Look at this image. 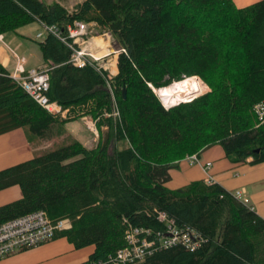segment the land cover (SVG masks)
Listing matches in <instances>:
<instances>
[{
	"label": "trees",
	"instance_id": "16d2710c",
	"mask_svg": "<svg viewBox=\"0 0 264 264\" xmlns=\"http://www.w3.org/2000/svg\"><path fill=\"white\" fill-rule=\"evenodd\" d=\"M233 4L83 0L69 14L57 3L0 0V36L39 23L66 39L47 33L38 47L50 70L48 100L77 113L63 120L48 114L0 64V135L23 128L33 140L52 143L81 115L97 120L99 130L90 149L71 140L0 171V191L18 186L22 194L1 206L0 226L37 211L53 224L69 219L71 228L55 238L75 249L93 246L89 261L113 264L129 228L159 240L170 220L200 238L199 247L160 248L156 241L150 255L127 264H264V219L250 206L215 182L166 186L179 162L215 145L234 165L264 163V123L253 112L264 101V1ZM74 22L95 24L121 46L115 77L96 63L70 64L67 30ZM186 78L201 95L165 109L151 88Z\"/></svg>",
	"mask_w": 264,
	"mask_h": 264
},
{
	"label": "crops",
	"instance_id": "0c3cea01",
	"mask_svg": "<svg viewBox=\"0 0 264 264\" xmlns=\"http://www.w3.org/2000/svg\"><path fill=\"white\" fill-rule=\"evenodd\" d=\"M237 9H244L260 3L264 0H231ZM80 1L78 4H81ZM60 6L66 8L64 5ZM14 35V34H13ZM0 43V64L12 76L14 74L17 58L24 57L26 62L24 65L25 71L39 69L45 67L43 65L41 55L27 47L23 42L4 35ZM6 38V39H5ZM8 40L12 43L19 53L8 48L4 43ZM109 42V45L113 44ZM109 48H113V47ZM14 54H13V53ZM110 58L116 59L118 55H112ZM114 62V64H116ZM113 65L111 76H115L116 66ZM115 67V68H114ZM113 72V73H112ZM74 120V119H72ZM71 120V121H72ZM82 127L85 129L77 130L71 128L69 140L78 141L87 148L95 146L97 139L90 130L85 126L82 118H78ZM70 122V121H69ZM67 124V123H66ZM66 126V125H65ZM64 126V128H65ZM104 131L103 127L100 129ZM99 134V133H98ZM42 142L33 140L29 137L25 129H15L0 135V171L13 166L25 163L36 156V146L39 148ZM43 144V143H42ZM220 145H215L204 150L199 154L200 160L203 163L210 162L212 165L206 173L201 166H189L185 161L178 164L177 169L170 171V182L166 186L170 189H178L193 181L205 180L206 174L210 175L213 182L221 185L225 190L231 193L241 192V201L246 203L248 207L264 219V163L258 165H250L247 163L233 164L229 159L225 158L224 151ZM18 186L9 187L0 191V208L1 206L14 203L21 199L22 194ZM94 252L93 246L75 249L74 246L66 240V238H55L40 246L16 252L0 259V264H81L89 260L90 255Z\"/></svg>",
	"mask_w": 264,
	"mask_h": 264
},
{
	"label": "built area",
	"instance_id": "2783aa9c",
	"mask_svg": "<svg viewBox=\"0 0 264 264\" xmlns=\"http://www.w3.org/2000/svg\"><path fill=\"white\" fill-rule=\"evenodd\" d=\"M94 24H83L80 22H74L73 25L67 30L68 40L70 41L69 48L72 50V56L70 59V64L73 68H84L86 65L91 63H96L98 65L97 69L99 71H108L107 67L103 64L104 58H108L110 54H107L106 57H98L97 55L100 52L97 50H92L89 47V40L93 36H97L95 33ZM44 30L51 35H54L56 38H60L62 42L65 43L66 39H62L60 33L54 28H46ZM4 37L0 36V43ZM38 38H41V35H38ZM102 41L104 39H109L108 34L98 35ZM123 51L120 50L119 53ZM13 53V52H12ZM14 54V53H13ZM17 65L14 71V74L10 76V79L20 87L25 93H27L40 107L45 109L48 114L53 115L58 118H67L70 116L69 109L62 108L56 102H51L48 100L47 92L49 87V73L46 67H41L39 69H34L30 71H25V58L16 57ZM110 78V77H109ZM156 95L159 96V91L152 88ZM162 101V96H159ZM195 96L189 97L187 99H182L177 101L175 104H171L169 107L162 104L164 107L170 108L172 106L180 105V103L188 102L194 99ZM253 112L258 119L259 123H264V101L259 102L253 108ZM116 114H118L116 112ZM85 126L88 130L92 132L95 138L98 137L97 129L94 122L89 121L87 117H83ZM189 166H201L208 173L211 163H203L200 160L198 154H193L187 156L183 159ZM209 174V173H208ZM206 174L205 182H213L210 175ZM235 198L241 199V192H236L234 194ZM159 219L162 221L166 220L164 215H160ZM168 222V228L166 230V237H161V239H148L151 235L149 230H142L138 228H129L125 233L126 247L122 248L120 251H117L115 258L111 260L113 264H127L134 263L135 261L142 260L145 256L150 255L156 247V241L158 242V247L166 248L172 247L176 244H181L189 250H195L199 247L201 241L200 238H197L190 230L179 231L174 226L172 221ZM71 228V222L69 219H61L53 224V222L48 219L47 214L44 211H37L30 214H27L6 221L0 226V259L16 254V252L29 250L45 244L51 240H54L56 232H62L69 230ZM81 264H94L91 261L83 262ZM95 264H104L102 262H97ZM111 264V263H108Z\"/></svg>",
	"mask_w": 264,
	"mask_h": 264
},
{
	"label": "rangeland",
	"instance_id": "374dc122",
	"mask_svg": "<svg viewBox=\"0 0 264 264\" xmlns=\"http://www.w3.org/2000/svg\"><path fill=\"white\" fill-rule=\"evenodd\" d=\"M46 5H50V4H52V3H57V4H62V5H64L66 8H64L69 14H71V12L73 13L76 9H77V6L78 5H80V4H78L80 1H82L83 2V0H42ZM62 7V6H61ZM96 32L99 34V35H101V34H104L102 31H100V29H96ZM14 34V35H13ZM39 34H41L42 35V38H38L37 36L39 35ZM9 35V37L11 38V37H14L15 39H17V40H19V41H21V42H23L27 47H29V49H31V52L33 53V50L34 51H36L37 53H39V47H38V44H40V43H42L43 41H44V39L46 38V36H47V32L44 30V28H43V26L41 25V24H39V23H34V24H32V25H29V26H27V27H24V28H21V29H19L18 31H16V33H10V34H8ZM94 38H98V37H94ZM6 39V38H5ZM95 40V39H94ZM94 40H92V39H90L89 40V47H91L92 48V50H94V48H97V47H95V46H92L93 45V43H94ZM104 43H107V46L106 45H102L103 47L104 46H106L109 50H111V52L113 51V52H115L114 51V46H112L113 48H109V47H111L110 45H109V42L107 41V40H105V41H103ZM4 43L6 44V46H8V48H11L12 50H14V52H17V54L19 53L18 51H16V49H15V47H14V45L12 44V43H9L8 42V40H5L4 41ZM110 43H113V42H111V39H110ZM101 46V45H100ZM99 46V47H100ZM102 47V48H103ZM104 50V49H103ZM102 50V51H103ZM111 52L110 53H107V54H111ZM40 54V53H39ZM106 53H104V52H101V55H100V53L97 55L98 57H102V58H104V57H106V55H107ZM112 56V55H111ZM110 56V57H111ZM110 57H108V58H104L105 60H104V62H105V64H103V65H105L106 67H107V69H108V71L110 72V71H112V69H113V65L112 64H114V62L116 63V59H112V58H110ZM117 64V63H116ZM116 64H114V66H116ZM115 68V67H114ZM116 70H117V67H116ZM47 71H48V73H49V69L47 68ZM118 71H116V73H117ZM113 73V72H112ZM119 73V72H118ZM194 78H196V77H194ZM186 79H188V78H186ZM197 79V78H196ZM198 80V79H197ZM182 81H184V80H182ZM199 81V80H198ZM181 82V81H180ZM191 82H193V84H194V93H197L196 92V85H195V82L193 81V79L191 80ZM175 83H178V82H175ZM175 83H173V84H175ZM183 83H185V82H183ZM200 83V82H199ZM173 84H171V85H173ZM186 84V86H188L189 87V89L191 90V87H190V85L188 84V82H186L185 83ZM201 84V83H200ZM201 87H202V93L201 94H203V93H206V91H207V88L204 86V85H201ZM151 90L154 92V90L151 88ZM156 90H160V89H156ZM154 94L156 95V93L154 92ZM201 94H198V95H196L195 97H197V96H199V95H201ZM157 96V98H158V100L160 101V103H161V105L164 107V103L162 104V101H161V99L158 97V95H156ZM169 107V106H168ZM172 107H174V106H172ZM165 109H166V107H164ZM171 108V107H170ZM168 109V108H167ZM75 114H77V113H75V112H73L72 113V115L73 116H75ZM83 117L85 116V117H87V119H88V122L89 121H91V122H94L95 123V126H96V128H97V130H98V127H97V125H96V123H97V120H95V119H93V118H91L90 116L88 117V115H82ZM113 116H117V114H116V111L113 113ZM76 117V116H75ZM84 122V121H83ZM70 127H72V128H75V129H77V130H80V129H83V130H85L83 127H82V125H81V123H80V121L78 120V119H76V120H72V121H70V122H68L67 124H66V126H65V128L62 130V131H57L56 132V134H55V138L54 139H52L53 141H52V143L51 142H46V141H44V143L42 144H40V145H42L40 148H39V146H36V151H37V153H36V156H40L41 155V153H43V152H45V151H50L51 152V150L52 149H55V146H59V145H66V144H68V143H70L71 142V140H69V138H70V134H71V128ZM103 129L104 130H106L104 127H103ZM99 131V130H98ZM99 133V132H98ZM53 142H54V144H53ZM51 144V146H54V147H52L51 149H50V145ZM53 144V145H52ZM96 144V143H95ZM119 146H123L122 144H120ZM125 146V145H124ZM35 156V157H36Z\"/></svg>",
	"mask_w": 264,
	"mask_h": 264
},
{
	"label": "bare ground",
	"instance_id": "6f19581e",
	"mask_svg": "<svg viewBox=\"0 0 264 264\" xmlns=\"http://www.w3.org/2000/svg\"><path fill=\"white\" fill-rule=\"evenodd\" d=\"M102 45L107 46V43H104L100 38H98V39L94 40V43L92 46L97 47L94 49L97 50V52H100V55H101V52H104L106 54L111 52V50H109L106 46L103 47ZM186 81L191 83L192 90H190L189 87L186 86V84H185ZM183 82H185V83H183ZM196 94L197 93H194V84H193V82H191V78H188V79H185L184 81H181L179 83H175L173 85H170L169 87L162 88L159 91V96H162V101L164 102V104L166 106H170L171 104H175L177 101L180 102V100H182V99H187L189 97L196 96Z\"/></svg>",
	"mask_w": 264,
	"mask_h": 264
},
{
	"label": "water",
	"instance_id": "95a60500",
	"mask_svg": "<svg viewBox=\"0 0 264 264\" xmlns=\"http://www.w3.org/2000/svg\"><path fill=\"white\" fill-rule=\"evenodd\" d=\"M118 46V50H120V46L118 44H116ZM126 95V90H123V97L125 98Z\"/></svg>",
	"mask_w": 264,
	"mask_h": 264
}]
</instances>
